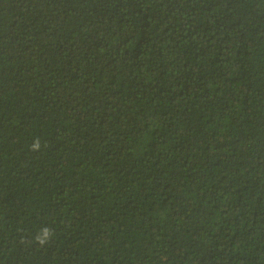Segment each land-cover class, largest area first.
<instances>
[{
  "label": "trees",
  "instance_id": "1",
  "mask_svg": "<svg viewBox=\"0 0 264 264\" xmlns=\"http://www.w3.org/2000/svg\"><path fill=\"white\" fill-rule=\"evenodd\" d=\"M0 264H264V0H0Z\"/></svg>",
  "mask_w": 264,
  "mask_h": 264
},
{
  "label": "clouds",
  "instance_id": "2",
  "mask_svg": "<svg viewBox=\"0 0 264 264\" xmlns=\"http://www.w3.org/2000/svg\"><path fill=\"white\" fill-rule=\"evenodd\" d=\"M49 235H50L49 230L45 229V230H44V237H43V238H38L39 243H40L41 245H43V244L46 242V240H47V238L49 237Z\"/></svg>",
  "mask_w": 264,
  "mask_h": 264
},
{
  "label": "bare ground",
  "instance_id": "3",
  "mask_svg": "<svg viewBox=\"0 0 264 264\" xmlns=\"http://www.w3.org/2000/svg\"><path fill=\"white\" fill-rule=\"evenodd\" d=\"M213 248V247H212Z\"/></svg>",
  "mask_w": 264,
  "mask_h": 264
}]
</instances>
